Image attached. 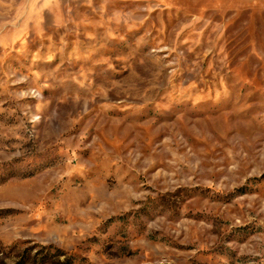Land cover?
Instances as JSON below:
<instances>
[{"label":"rangeland","instance_id":"obj_1","mask_svg":"<svg viewBox=\"0 0 264 264\" xmlns=\"http://www.w3.org/2000/svg\"><path fill=\"white\" fill-rule=\"evenodd\" d=\"M0 264H264V0H0Z\"/></svg>","mask_w":264,"mask_h":264}]
</instances>
